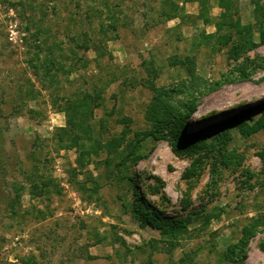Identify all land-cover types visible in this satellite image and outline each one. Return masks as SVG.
Returning a JSON list of instances; mask_svg holds the SVG:
<instances>
[{"label": "rangeland", "instance_id": "rangeland-1", "mask_svg": "<svg viewBox=\"0 0 264 264\" xmlns=\"http://www.w3.org/2000/svg\"><path fill=\"white\" fill-rule=\"evenodd\" d=\"M219 1L0 0V264H264V97L244 86L264 85V0ZM102 28L44 86L49 47ZM85 95L75 144L62 107ZM193 104L197 149L153 136ZM135 194L185 228L142 226Z\"/></svg>", "mask_w": 264, "mask_h": 264}, {"label": "trees", "instance_id": "trees-1", "mask_svg": "<svg viewBox=\"0 0 264 264\" xmlns=\"http://www.w3.org/2000/svg\"><path fill=\"white\" fill-rule=\"evenodd\" d=\"M187 1V0H184ZM191 1H198L199 4L201 5V0H191ZM219 1V0H218ZM218 4L220 5V7H225V4L223 3V1H219ZM203 6V4H202ZM99 16L102 15V12L100 10H95L94 12H92L90 15L88 14V16L93 17L95 15ZM110 25H108V27L110 28V31H114L115 29V24L114 23H109ZM38 31H40V29H38ZM101 32L104 35H92L89 31H82L78 34L74 35H70L68 40L70 41V43L74 44L73 46H71L69 50V53L67 52V50H64V47H62V44H65L66 46V42H54L52 47H49L50 52H55L58 51L60 58H51L49 59V63L50 65H45L44 64V68L42 71H39V75L40 78L42 79V83H44V86H46V80L49 82L52 81H58L57 78L55 77V75H57L60 71H65V68H68V70L71 72L74 65H76L74 63V56L76 55L75 53L78 50H83L85 52L89 51V50H94L97 49H101L102 46V42L104 40H106V33L108 32V29H101ZM75 54V55H74ZM80 60V59H79ZM76 61V60H75ZM41 62V61H40ZM35 67L40 66V64L38 65H34ZM77 66V65H76ZM238 70H239V78L241 80H248L249 79V75L248 73L245 71L244 66L243 65H238ZM258 82V81H256ZM259 83V82H258ZM87 95H85L84 97H81L79 99L84 100H77L76 99L73 101L71 99H65V103L63 104L62 110H64L67 114V119L66 121H68V123L70 124L69 129H66V127H60L61 130L64 131H68V135L71 138V142L76 143L79 139L74 137V131L76 129L83 131L84 134L87 132L86 130H88L89 128L86 126V117L88 116L90 109L87 110L85 109L84 105H86L88 107V105L90 104V102H87ZM196 104L193 105H189L187 107H185V111L184 113L181 115L180 118H177V115H173L170 112H166V110L164 111L165 113L162 114L160 117H163L161 119V121L159 122V124H157V126H159L158 128L154 129L153 132V136L157 139L160 138H164L167 135L171 136L174 140V142L177 144H183V147H188L189 150H194L197 149L199 147L198 142H196L194 144V141H196L195 136H185L182 135L183 131H182V121H184V119H187L189 117V115L192 112H195V108ZM261 110L264 113V104H262L260 106ZM156 107H151V110H155ZM148 117L151 118V114L148 113L147 114ZM175 116V117H174ZM233 122H237V120L235 118H231L229 121V124L233 123ZM263 123H255L250 127V130L254 131L257 130L260 125H262ZM165 130L167 131V133L165 134ZM227 135H223L222 136V143H224L225 141L228 140V136L224 137ZM129 145V143H128ZM132 156L133 162L138 161L141 157L140 152L137 149V146L135 144L134 147H132V149H130L128 155ZM123 164V163H121ZM30 193L32 196L34 197H39V196H44L48 194V191L44 189V187H39L38 185H33V188L30 190ZM132 216H134L135 219H137L140 224L142 226L149 224L152 227H155L159 230L162 231V233L166 234V233H174L175 231H178L179 228H185V223L182 220H178V219H170L168 217H164V216H160L159 212L157 210H153L151 207H149L147 204H145L142 200H140L138 198V195L135 194L134 195V202L132 203ZM250 236V233L247 231L245 233V238H243L242 240H240L242 247L245 246L248 238Z\"/></svg>", "mask_w": 264, "mask_h": 264}, {"label": "bare ground", "instance_id": "bare-ground-1", "mask_svg": "<svg viewBox=\"0 0 264 264\" xmlns=\"http://www.w3.org/2000/svg\"><path fill=\"white\" fill-rule=\"evenodd\" d=\"M244 86L250 89L251 91H254L257 96L264 97V85L261 86L257 83L245 82Z\"/></svg>", "mask_w": 264, "mask_h": 264}, {"label": "built area", "instance_id": "built-area-1", "mask_svg": "<svg viewBox=\"0 0 264 264\" xmlns=\"http://www.w3.org/2000/svg\"><path fill=\"white\" fill-rule=\"evenodd\" d=\"M89 209H90V207H87V208L85 209V211L87 212Z\"/></svg>", "mask_w": 264, "mask_h": 264}]
</instances>
